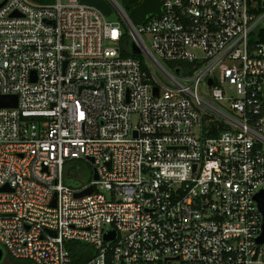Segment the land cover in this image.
<instances>
[{
	"label": "built area",
	"instance_id": "built-area-1",
	"mask_svg": "<svg viewBox=\"0 0 264 264\" xmlns=\"http://www.w3.org/2000/svg\"><path fill=\"white\" fill-rule=\"evenodd\" d=\"M106 1L119 21L0 0V94L17 98L0 108V264H75L69 240L95 250L81 264H264V0H159L139 25ZM124 26L142 60L121 55ZM70 160L97 179L66 185Z\"/></svg>",
	"mask_w": 264,
	"mask_h": 264
},
{
	"label": "water",
	"instance_id": "water-1",
	"mask_svg": "<svg viewBox=\"0 0 264 264\" xmlns=\"http://www.w3.org/2000/svg\"><path fill=\"white\" fill-rule=\"evenodd\" d=\"M82 3L93 6L99 9L104 15H108L112 11L111 5L106 0H80ZM264 3V2H263ZM161 14L160 10V1L159 0H141L140 3L127 12L129 19L133 25L142 24L147 16H159ZM129 49L132 55H139L140 50L136 43L132 40L129 44ZM209 84L212 83V80L209 79ZM156 89L154 88V92ZM17 105L16 95H3L0 94V108H13ZM92 161V159H89ZM93 179H97V174L93 170L92 174ZM6 186L0 188L1 190H7ZM92 186H88L86 189L76 192L75 197H82L86 194L91 193ZM255 202L257 204L258 210L261 214V228L258 237L256 238V242L259 244L264 243V189L259 190L254 195ZM54 205V199L52 202ZM114 237V232L109 234H105L104 239L107 241ZM3 257V251L0 248V260Z\"/></svg>",
	"mask_w": 264,
	"mask_h": 264
},
{
	"label": "trees",
	"instance_id": "trees-1",
	"mask_svg": "<svg viewBox=\"0 0 264 264\" xmlns=\"http://www.w3.org/2000/svg\"><path fill=\"white\" fill-rule=\"evenodd\" d=\"M31 1H33L35 3H39V4H46V3L52 2V0H31ZM140 1L141 0H122V4L120 1L119 2L121 4V6L123 7V9L126 12H128L130 10V8L138 5L140 3ZM262 11H263V9H262ZM123 28H124L123 37L121 38V41L119 43V49H120L121 55L122 56H131V57H135L137 59L142 60L141 55L135 56V55L131 54V52L129 50V44L131 41V37L127 34L126 27L124 26ZM255 38H257L261 42H264V27H259L252 32L250 41L253 42L255 40ZM180 64L183 67H187L189 69L191 68V65H185L181 62H180ZM212 135H215V130L212 131ZM75 161L76 160L67 161L65 163V166H64V179L63 180H64V183L66 185H69L71 187H78L81 185V183L84 182V181L79 182V180H78L79 172L76 170V165L74 163ZM81 161H83L89 167H91L88 162H86L84 160H81ZM91 169H92V167H91ZM65 247L69 251L71 259H72L73 263H75V264H81V263L87 261L88 259H90L95 254V250L93 249V247L90 244L79 242V241L69 240V241L65 242ZM11 262L14 264H23V262H21L19 260H15V259H11Z\"/></svg>",
	"mask_w": 264,
	"mask_h": 264
},
{
	"label": "rangeland",
	"instance_id": "rangeland-1",
	"mask_svg": "<svg viewBox=\"0 0 264 264\" xmlns=\"http://www.w3.org/2000/svg\"><path fill=\"white\" fill-rule=\"evenodd\" d=\"M119 1L122 4V0H119ZM107 18L111 21H119V16L115 10H112L107 15ZM263 25H264V21L260 24V26H263ZM111 46H114V45L111 44ZM74 163L76 165V170L79 172V177H78L79 182L81 181L88 182L93 179L92 177L93 170L91 169V167H89L86 163H84L81 160H76ZM5 258H6V253L3 250L2 263L4 262Z\"/></svg>",
	"mask_w": 264,
	"mask_h": 264
}]
</instances>
